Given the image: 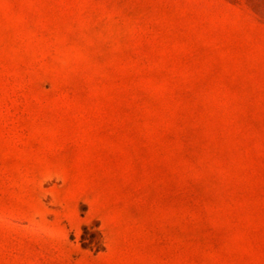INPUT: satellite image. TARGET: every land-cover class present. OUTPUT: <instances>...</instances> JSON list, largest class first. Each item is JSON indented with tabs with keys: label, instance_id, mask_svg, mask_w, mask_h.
Listing matches in <instances>:
<instances>
[{
	"label": "rangeland",
	"instance_id": "1",
	"mask_svg": "<svg viewBox=\"0 0 264 264\" xmlns=\"http://www.w3.org/2000/svg\"><path fill=\"white\" fill-rule=\"evenodd\" d=\"M0 264H264V0H0Z\"/></svg>",
	"mask_w": 264,
	"mask_h": 264
}]
</instances>
